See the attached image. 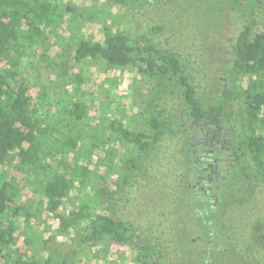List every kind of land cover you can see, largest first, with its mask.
I'll use <instances>...</instances> for the list:
<instances>
[{
  "label": "trees",
  "instance_id": "16d2710c",
  "mask_svg": "<svg viewBox=\"0 0 264 264\" xmlns=\"http://www.w3.org/2000/svg\"><path fill=\"white\" fill-rule=\"evenodd\" d=\"M209 1L215 2L211 15L219 13L218 17L222 18L230 9L239 23L230 42L222 80L224 87L209 105L198 96L183 60L175 52L150 43L143 35L104 30L101 41L77 37L66 49L67 55L76 62L101 61L109 69H134L149 84L134 101L142 121L141 130L130 129L118 118L109 123L110 135L132 146L131 158L123 166L124 174L118 175L125 186L131 185V175L146 170L151 153L163 139L180 134L197 141L205 132L229 120V109L237 113V129H227L234 133V142L228 155L225 154L233 166L219 187L208 183L211 179H208L207 166L220 153L208 152L203 143L185 145L188 158H196L185 162V167L193 170L196 181L183 187L191 197L187 202L191 211L186 210L183 216L188 221L182 224L180 236L186 239V245L179 256L172 258L168 254L173 244L170 237L174 225L144 227L89 206L73 212L75 220L86 226L83 242L95 244L110 240L133 246L135 264H167L168 259L175 264H251L237 249L225 247L221 224L229 204H248L264 186V25L258 27L253 21L254 10L262 0ZM118 2L127 3L126 0ZM61 4L53 0H0V63L8 62L12 66L9 71L0 67V264H10L12 260V264H54L50 260L39 263L15 257L20 252L16 237L18 218L28 217L30 212L25 205L16 204L21 188L17 177L11 174L13 168L24 166L26 169L45 150L53 158H59L64 168L47 175L36 186L47 211L52 213L58 211L73 186L77 182L85 184L92 172L91 157L97 145L83 140L77 123L86 118L89 106L72 102L64 109L65 117L50 120L40 114L41 105L34 106L28 89L13 83L17 75L11 70L18 68L27 50L40 43H50L51 38L62 39L59 29L65 24V15L78 14V8L72 3ZM202 13L209 14L205 10ZM170 86L174 90L168 92ZM176 92L183 100L182 111L169 104L171 94ZM43 99L45 94L38 97V103L42 104ZM200 178L203 181L198 182ZM209 185L214 187V194L204 193ZM197 230L202 231L199 236L194 233ZM191 236L194 237L188 240ZM240 249L250 251L246 246Z\"/></svg>",
  "mask_w": 264,
  "mask_h": 264
},
{
  "label": "rangeland",
  "instance_id": "374dc122",
  "mask_svg": "<svg viewBox=\"0 0 264 264\" xmlns=\"http://www.w3.org/2000/svg\"><path fill=\"white\" fill-rule=\"evenodd\" d=\"M53 1L60 6L62 2L72 3L79 12L65 15V24L59 29L62 39L51 38L50 43H40L27 50L18 68L11 70L17 75L13 83L26 87L34 106L41 105L40 114L50 120L65 117L64 109L72 102L87 104L88 115L77 122L78 130L85 142L93 141L97 147L92 153L89 179L83 185L77 182L73 186L56 213L47 211L36 186L47 175L64 168L59 158H53L45 150L26 169L24 166L13 168L11 174L17 177L21 188L16 204L25 205L30 212L28 217L18 218L16 237L20 252L15 257L39 263L50 260L54 264H135L133 246L110 240L95 244L83 242L86 226L75 220L73 212L89 206L144 227L174 225L170 237L173 244L168 254L175 258L185 249L186 239L180 232L182 224L188 221L183 218L186 210L191 211L187 204L191 197L183 187L196 181L193 170L185 167V162L192 160L186 154L185 145L203 143L208 152H219L209 165L208 179H224L233 166L226 155L234 142V133L227 129H237L235 109H229L231 116H227L229 120L221 127L205 132L197 141L180 134L163 139L151 153L146 170L131 175V185L125 186L118 175L124 174L123 166L131 158L132 146L111 136L109 123L118 118L130 129L141 130L142 121L134 101L149 84L134 69H109L101 61L76 62L67 55L66 49L77 37L101 41L104 30L143 35L150 43L175 52L183 60L198 96L209 105L224 87L222 80L230 42L239 23L230 9L222 18L218 17L219 13L211 15L215 2L209 0H137L135 4L133 0H126V4L118 0ZM203 10L209 14L205 15ZM253 21L258 27L264 25V0L254 10ZM0 67L12 69L8 62H1ZM173 90L172 86L167 88L168 92ZM177 93L171 94L169 104L182 111L183 100ZM41 94H45V99L39 104L37 99ZM227 208L221 224L225 247L237 249L251 264H264V251H261L264 249V186L248 204L233 202ZM190 223L193 225V220ZM201 232L194 231L196 236ZM245 246L250 249L249 253L241 251ZM166 263L175 264L170 259Z\"/></svg>",
  "mask_w": 264,
  "mask_h": 264
},
{
  "label": "flooded vegetation",
  "instance_id": "af4514ba",
  "mask_svg": "<svg viewBox=\"0 0 264 264\" xmlns=\"http://www.w3.org/2000/svg\"><path fill=\"white\" fill-rule=\"evenodd\" d=\"M191 159L194 160V161H196V158H195V157H191ZM209 165H210V163H209ZM209 165L207 166V168H209ZM222 180H224V179H221L220 181H218V180H211V181L208 182V183L213 184L214 187L217 188V187H219V184H220V182H221ZM208 189H209V190L204 191L205 194H207L209 191H210L211 194H214V190L212 191L213 186L209 185V188H208Z\"/></svg>",
  "mask_w": 264,
  "mask_h": 264
}]
</instances>
